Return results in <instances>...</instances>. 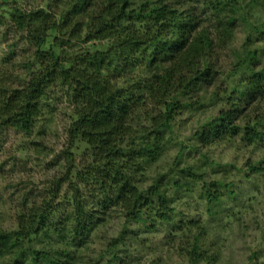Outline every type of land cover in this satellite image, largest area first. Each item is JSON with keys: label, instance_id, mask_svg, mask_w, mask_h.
I'll return each mask as SVG.
<instances>
[{"label": "trees", "instance_id": "obj_1", "mask_svg": "<svg viewBox=\"0 0 264 264\" xmlns=\"http://www.w3.org/2000/svg\"><path fill=\"white\" fill-rule=\"evenodd\" d=\"M4 4L34 52L23 58L25 79L0 72V142L22 136L17 149L32 153L14 158V169L22 176L33 163L45 179L29 189L13 183L12 204L0 200L13 222L0 228V264H166L168 249L188 264H220L222 231L233 230L218 211L229 185L206 180L199 145L239 138L262 151L247 169L264 175V0H48L47 11ZM239 29L229 76L239 75L238 86L209 94L219 51ZM54 90L72 109L64 148L53 153L40 137L54 123ZM218 98L227 107L199 125L197 144L175 143L178 117ZM173 144L181 148L167 182L157 166ZM188 148L201 155L198 166L181 167ZM193 193L212 219L182 217L178 206ZM111 218L117 231L102 243L98 231ZM162 231L158 251L141 255L137 244Z\"/></svg>", "mask_w": 264, "mask_h": 264}, {"label": "rangeland", "instance_id": "obj_2", "mask_svg": "<svg viewBox=\"0 0 264 264\" xmlns=\"http://www.w3.org/2000/svg\"><path fill=\"white\" fill-rule=\"evenodd\" d=\"M5 2L12 7L18 5L23 9L30 8V10H35L39 8L40 10L47 11L48 0H0V72H16L21 76V80H23L27 75V70L24 69L22 64L23 58L30 57L34 51L24 47L23 35L17 33L10 26V19L7 16L9 14V7L5 6ZM208 28L210 29L209 26ZM57 36V33L51 32L49 35L51 42ZM243 38V31L241 29L236 30V39L233 40L232 46H227L219 51L217 58L219 63L216 62L218 77L215 78V84L207 86L206 90L209 94L215 93V91L224 92L228 84L238 86L239 82L236 77L239 75L229 79V76L232 75L230 72H232L237 61L230 50L232 48L233 50L238 49L242 44L241 39ZM50 97L53 99L54 107L56 108L54 123L50 131L46 129L47 135H41L40 138L43 139L45 146L54 153L64 148L66 129L72 108L69 107L68 102L64 100L58 90L52 91ZM222 101L223 99L218 98V104L212 105L206 103L205 109L196 113L188 112L178 117L175 130L172 134L175 143L177 141L183 143V148L192 143L195 144L196 141H191L195 130L199 128L200 124L216 115L221 108L227 107L225 101ZM253 106L256 107L255 104ZM2 140L0 142V200H8L12 204V201L15 200L13 195H16V188H9L11 184L22 180L29 189L32 188L30 183H34L40 187L45 178L42 176L40 170L36 169L34 171L32 169L33 163L26 165L28 173L22 174V176L19 175L17 169H14V158L21 160L32 153V151L21 153L17 149L20 141L23 140L22 136L17 137L11 134L10 137L3 138ZM180 148L181 146L178 144H173L170 151L163 156L162 161L158 164L157 169L163 179L168 178L171 164L174 162ZM199 148L202 154L204 153L209 157L210 164L203 169L207 175L206 180L208 182L224 180L225 184L229 185V187L223 186L220 188L223 195V204L219 206L218 211L221 212V217H226L228 214L231 216V218L224 219V222H230L233 230L222 231L219 247L223 249L224 254L220 257V264H264V175H254L247 169V164L250 161H256L262 151H254L252 148L245 147L239 138L230 143L213 145L207 149L199 145ZM200 161L201 155L199 152L188 148L181 157V167L197 165ZM155 171L156 168H153L152 172L154 173ZM232 193L235 195L232 196ZM178 208L180 213L184 215L182 217L202 218L203 221L212 219L208 216L203 202L196 193L180 202ZM11 213L12 210L9 206L0 208V228H12L13 222L10 218L5 219ZM232 214H236L237 216H233ZM113 219L115 218H111V222L98 231L97 236L102 243L110 241L112 234L117 231L118 221ZM227 226L230 227L229 224ZM163 236V231L160 234L154 233L145 236L144 240H147L146 244L142 246L140 243L137 244L139 252L142 253L141 255H143L144 251V254H150L153 250L158 251L157 248L161 247L160 242ZM140 238L142 239L143 237L140 236ZM100 245V242H96L94 249L97 252ZM254 251H257L258 255L255 259H251ZM164 254L166 264H188L184 262L182 257L180 258L177 249L165 250ZM141 264H146L145 260L142 259Z\"/></svg>", "mask_w": 264, "mask_h": 264}]
</instances>
